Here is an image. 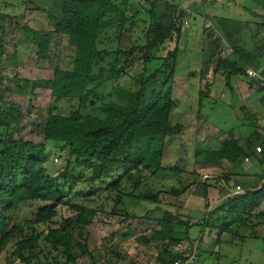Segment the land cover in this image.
Returning <instances> with one entry per match:
<instances>
[{"label":"trees","instance_id":"1","mask_svg":"<svg viewBox=\"0 0 264 264\" xmlns=\"http://www.w3.org/2000/svg\"><path fill=\"white\" fill-rule=\"evenodd\" d=\"M127 3V0H61L57 3V11L48 13L52 30H24V40L36 47L37 58L48 57L57 36L66 37L68 43L75 47V53L71 69H54L50 80L15 79V90L18 94L30 96L37 89L48 90L54 102H76V108L71 109L67 115H62L56 106L47 111L42 126L44 141L61 145L67 153V166L60 174L51 177L44 168L47 160L45 145L16 140L15 128L20 125L21 115L13 104L0 101V254L11 241H16L12 255L27 262L23 257L24 251L32 252L42 238L45 245L62 248L66 257L65 263L52 261L45 264H75L76 248L85 254L87 247L79 242L73 243V233L89 226L97 213L81 204H70L67 194L77 180L89 184L85 195L87 198L95 196L98 190L114 191L117 201L112 207V215L117 214V205L125 204L127 198L157 203L158 194L146 192L134 196V193L142 186L145 172H149V177H154L164 170L162 162L166 140L182 132L181 125L173 126L169 121L177 104L172 98L171 87L172 66L178 53V43H174L173 50L163 59L152 55L161 44L179 40L178 23L181 15L174 5L166 2L165 5L160 3L156 6V0H150V8L145 9L148 19L144 38L146 45L132 46L127 51L100 50L98 43H105V36L112 30L111 39L107 38L106 43H122L123 39L135 43L130 34L139 11L128 16ZM138 22L141 24V21ZM137 52L142 55H134ZM2 54L3 45L0 41V62ZM110 57L115 58V61L107 64L106 59ZM117 57L126 59L123 66L117 67ZM155 59H162L165 69L157 70L147 77L141 73L135 91L118 89L116 99L119 104L108 102L96 107L103 117L83 114L88 107L94 108L96 101L100 100L97 91L103 84L127 75V70L137 63L145 65ZM105 63L106 66H101ZM169 65V73H166ZM233 66V70L226 72V85H229L233 76L238 75L236 65ZM261 145L264 148L263 143ZM261 151L262 155V148ZM243 152L236 143L225 142L219 150L198 152L195 157L204 155L209 163L221 160L234 162ZM74 165L89 172L88 178L82 172L73 170ZM201 185L206 189V185ZM126 187L130 188L128 192ZM201 195L206 198V191ZM260 201L259 192L244 191L213 211H222V216L215 219L216 223L207 217L195 225L201 227L202 231L208 227L215 228L220 236L229 231L240 214L246 216L255 211ZM22 204H38V207L33 208L29 218L21 224H14ZM62 208L71 210L73 214L66 225L56 229L49 227L45 234L35 233L33 228L39 225L55 224L53 219ZM227 208L226 214L224 209ZM149 220L158 224L159 231L155 235L161 241L170 238L171 231L180 223L170 213ZM195 225L186 223L185 226L188 229ZM25 226L30 227L32 233L24 236ZM15 235L18 238L13 240ZM181 258L180 254L161 259L163 263L170 264Z\"/></svg>","mask_w":264,"mask_h":264},{"label":"rangeland","instance_id":"2","mask_svg":"<svg viewBox=\"0 0 264 264\" xmlns=\"http://www.w3.org/2000/svg\"><path fill=\"white\" fill-rule=\"evenodd\" d=\"M38 1L41 2L42 0ZM127 1L126 13L128 16L139 11V15L134 21L135 24L132 26V34H130L135 43H128L125 39L122 43H106L107 38L111 39L112 30L105 36V43H98L100 50L115 51L119 49L127 51L132 46L144 47L146 45L144 38L148 19L145 9L150 8L148 5L150 0ZM35 2L32 0H3L0 3V10L11 8L10 11H13L11 16L17 21L15 28L12 27L13 24L11 23V26H6V31L2 33L4 58L0 62V101L13 104L21 115L20 125L15 128L14 138L16 140L45 145L47 160L44 163V168L49 176L55 177L67 166L66 149L61 145L45 142L42 126L49 108L56 106L62 115H67L71 109L76 108V102L65 100L54 102L50 97V92L43 89H37L31 96L18 94L14 88V81L15 79L19 81L49 80L54 69H71L75 47L68 43L66 37H58L53 41L48 57L43 59L36 57V47L33 44L23 45L22 39H25V35L21 30V25L24 22L29 23V16H26L27 6L32 8ZM166 2L177 7L179 11L177 12L181 15L180 23H178L179 40L161 44L157 50L152 52V55L163 59L169 51L173 50L174 43H178V53L172 66L173 84L171 87L172 98L177 104L169 121L173 126L181 125L183 127L182 132L178 136L169 137L166 140L165 155L162 162L164 170L154 177H149V172H145L142 186L140 185L138 191L134 193V196L146 192L158 194L157 203L127 198L125 204L117 205V214L112 215V207L117 201V194L114 191L98 190L95 196L87 198L85 195L90 187L87 182L77 180L76 185L71 187L67 194L70 204H81L97 212L89 226L73 233L72 242L75 244L79 242L87 247L85 254L76 248L74 251L75 264H161L158 255L160 258L184 255L185 250L194 245L197 253V260L194 264H264V241L249 238L244 240L243 244L239 243L238 238L234 236L238 227L234 224H231L228 232H224L220 236L215 232V237L211 229L200 233L202 230L198 225H195L191 228L192 232L196 234L195 239L190 240L188 237L186 223L196 224L204 219L201 214L206 216L208 212L207 208H202L200 205L201 214L199 212L197 215H187L189 205L198 207L196 203L200 200L192 198V194L197 190L198 185L204 181H207L211 187L223 185L225 180L229 176L231 177V174L225 173L230 168L225 162L218 165H202L201 155L197 158L194 156L196 146L198 145V148L201 149L216 150L220 147V142L227 140L232 134L231 130L240 124L232 111V106L227 105L226 100L222 99L223 92L227 90H225L224 79L220 78V72L217 73L214 80L207 82L205 79L206 70L211 67L212 63L217 65L215 59L217 52L216 48L207 45L210 42L205 40L203 34L204 31H207L206 34H212L217 39L214 43H224L228 48L235 41L223 34L217 19L208 16L209 19L205 21L194 18V15L198 13V15L202 14V8L207 7L206 3H200L198 9L193 10V15L190 12L192 0H156L155 5L159 6L160 3L165 5ZM240 2L249 11L260 5L258 0H240ZM34 18L36 20V24L33 22L34 28L43 29L46 27L45 15L37 14ZM246 18V14L244 16L240 13L237 14L238 21ZM138 21H141V24ZM236 24L234 22L232 28L235 29ZM241 28L237 32L239 38L243 40L248 31L244 24L241 25ZM37 31L40 32V30ZM219 34L221 35L218 36ZM134 55L139 57L142 53L137 52ZM209 55L214 59H211V63L208 65ZM12 57H14L15 63L11 64L9 62ZM162 59L151 60L145 65L137 63L127 70V75L103 84L97 91L100 100L96 101L94 108L88 107L83 114L103 117L99 110H96V107L108 102L119 104L116 99L117 90L120 88L131 91L137 90V79L141 73L147 77L157 70L165 69ZM114 61L115 58L113 57L106 59L107 64H112ZM125 61L124 57H117V67L123 66ZM106 63L101 66H106ZM233 63H236V59L233 56L229 57L226 67H234ZM170 66L166 68V73H169ZM105 68L106 70L109 69L108 67ZM200 99L202 105L199 110ZM229 101L233 102L230 96H228L227 102ZM257 156L258 158L263 157L262 164L257 166L264 175V155ZM251 165L256 164L252 161ZM72 169L76 172H82L87 178L89 176V172L75 165ZM220 180H223V183ZM126 188L128 192L130 188ZM222 188L221 192H210L211 195H215V198L222 197V205L235 199L240 193L236 189H228L225 186ZM175 191L183 192L174 194ZM233 192L238 194L234 195ZM220 206L221 204H219ZM36 207L38 204L20 205L14 224H21L28 219L31 210ZM227 210L228 208L224 209L226 214ZM189 212L192 213V209ZM165 213H170L173 218L180 217L182 220L171 231L170 238L161 241L155 235V232L159 231L158 224L149 219L161 218ZM72 215L71 210L62 208L53 219L55 224L52 226L39 225L33 230L35 233L45 234L49 227L56 229L66 225L67 221L73 218ZM215 219L216 217H214L216 223ZM229 221L230 219H228ZM223 222L224 220L221 221V224ZM250 231L248 228H241L237 235L238 237L240 234L248 235ZM30 233H32V229L25 226L24 236ZM261 234L264 236V233ZM199 236H202L200 243L198 241ZM16 238L18 235H15L13 240ZM15 242L11 241L4 252L0 254V264H45L52 261H56V263H65L66 261L62 248L45 245L41 238L32 252L24 251L23 257L25 260L27 259V262H23L17 256L12 255Z\"/></svg>","mask_w":264,"mask_h":264},{"label":"crops","instance_id":"3","mask_svg":"<svg viewBox=\"0 0 264 264\" xmlns=\"http://www.w3.org/2000/svg\"><path fill=\"white\" fill-rule=\"evenodd\" d=\"M2 1L3 0H0V3ZM42 1L41 3L38 0H32V2H35L33 3V7L29 8V6H27L28 9L26 11V16H29L28 18L29 23L24 22L23 25H21V30L23 33L25 29H29L32 31L40 30V32L52 30V24L49 22L48 19V13L52 11H57V3L58 1L61 0H42ZM238 1L237 0H192L191 2L192 5L190 9L191 8L192 9L190 10V12L192 14L194 9H198L200 3L202 4L204 2L207 4V7L202 8V12H201L202 14L200 15H198L199 13L196 15L193 14L194 18H198L204 21L209 18L217 19L221 25V30L223 31V34L229 36L232 40L236 42V43L235 42L231 43L232 46L228 48L227 45L224 43L223 44L214 43V41L217 39H215V37L212 34H206L207 31H204L203 34L205 40L210 42L207 43V45L212 48H216V52H217V56L215 58L217 61V65L215 66L213 65L214 63H212L210 67L211 69L209 68L206 70L207 75L205 76V79L207 80V82L209 80H214L216 78L217 73L220 72L221 74L220 78L224 79L225 90H227L223 92L222 99L226 100L227 105L232 106V111L235 113L236 119L240 123L238 124L237 127L233 128L234 130H231L232 134L227 138V140L220 142V147L216 150H219L222 144L225 142H234L236 143V146L238 148H240L242 151L245 152H243L234 162L221 160L216 163H209L206 162V158L203 157L204 155L201 156V158L203 159L202 165L204 166L211 164L218 165L222 162L228 164L230 168L225 173H227L228 175L231 174V177L229 176L228 179L225 180L223 185H218V186L215 185L213 187H211V185H209L207 181L201 182L207 186L206 189H204L200 183L197 187V190L194 191V193L192 194V198L200 200L199 202L196 203L198 207L189 205L188 210L187 209L186 210H187V215H191V214L197 215L200 212V205H202V208L205 209L207 208L208 210L207 215L205 214L206 216H204V214H201L200 212V214L203 215L204 217L202 221H204L207 217H209V219L213 218V220L210 221L214 222V217L217 218L219 215H222L221 213L222 211L218 210L217 212H213L215 209H219L222 206V197L219 196L215 198L214 197L215 195H211L210 193L211 191L221 192L223 189L222 186H225L228 187V189L231 188L232 190L236 189L240 191L239 195L243 194L244 191L259 192L261 195V201L260 204L255 209V211L251 212V214L246 216L244 214H240L239 217L235 218L236 222L234 223V226L238 227V229L235 232L234 236L238 238L239 243L243 244L244 240L249 238H257L264 241V236L261 234L264 233V175L257 166L262 164L263 157L258 158L257 155L261 156V153L253 152L255 147L257 148L260 146L263 150L262 155H264V148L261 145L262 143L264 145V0H258L259 1L258 4L260 5L256 6L255 9L251 11L246 9V7H244V5L241 4L240 0ZM3 9L5 10L2 11ZM3 9L0 10V35H1L0 41L2 45L4 43V39H2L3 38L2 33L6 31L5 27L6 26L10 27L12 23L13 24L12 27L15 28L16 26L15 24H17L16 19L11 16V14L13 13V11L12 12L10 11L11 8H3ZM239 13L242 16L246 14L247 18L242 19V21L241 20L238 21L237 14ZM37 14L45 15L46 27H44L43 29H37L33 27V22L36 24V20L34 16ZM234 22L237 23L235 25V29L232 28ZM240 23L241 25L244 24L248 31L243 40L239 38V33L237 32L238 29L241 28ZM220 35L221 34H219L218 36ZM58 37L61 36H57L56 38L58 39ZM22 43L24 46L27 45V43L23 39H22ZM210 55L213 56V54ZM210 55L208 57V62H209L208 65L211 63L210 60L214 59V57ZM232 56L236 59V63L235 64L233 63V65H236L235 70H237L238 75L233 76L230 79L229 85H226L225 82L226 72L233 70L232 67L229 68L226 66H227L228 58ZM3 58H4V48H3L1 62L3 61ZM13 58L14 57L10 58L9 63L11 64L15 63ZM242 71H244L243 74H241ZM248 72H251L252 75H249ZM228 96L232 98L233 100L232 103L231 101L227 102ZM198 105L200 106V107L198 106L200 110L202 105V100L199 101ZM204 151H210V150L198 148L197 145L194 151L195 152L194 156L198 152H204ZM247 153L249 154V156L247 155ZM252 161H254L256 165H251ZM223 180H220V182L223 183ZM203 191H206V198H204L201 195ZM193 202L196 201L193 200ZM219 204H221L220 207ZM190 209H192L193 211L192 213L189 212ZM176 219L182 220V218L180 217H176ZM192 227H189L187 231L190 240H194L196 235L195 233L192 232L191 230ZM241 228H248L251 231L248 235L240 234L238 237L237 234ZM200 229L202 230L201 227ZM207 229H211V232L214 234L215 237V232H217V229L215 228H209V227L204 228V230L200 231V233L206 232ZM259 231H260V235H259ZM198 241L199 243L202 241V236H199ZM158 260L160 261L161 264H166L163 263L162 259L160 258V255H158Z\"/></svg>","mask_w":264,"mask_h":264},{"label":"built area","instance_id":"4","mask_svg":"<svg viewBox=\"0 0 264 264\" xmlns=\"http://www.w3.org/2000/svg\"><path fill=\"white\" fill-rule=\"evenodd\" d=\"M249 75H252L251 72H248ZM257 153H261V148H256ZM57 161V159H55ZM232 194V193H231ZM234 195H237V192H233ZM197 260V253H196V247L195 245L191 248H187L184 252V255H182L181 259L174 260L170 264H194Z\"/></svg>","mask_w":264,"mask_h":264}]
</instances>
